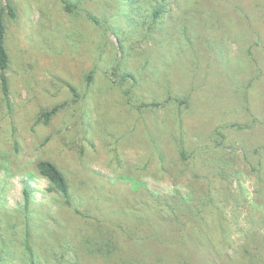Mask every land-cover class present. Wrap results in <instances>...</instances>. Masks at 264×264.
Returning <instances> with one entry per match:
<instances>
[{"label":"rangeland","instance_id":"374dc122","mask_svg":"<svg viewBox=\"0 0 264 264\" xmlns=\"http://www.w3.org/2000/svg\"><path fill=\"white\" fill-rule=\"evenodd\" d=\"M7 1L0 264H230L247 242L264 259V130H240L243 93L264 104V0Z\"/></svg>","mask_w":264,"mask_h":264},{"label":"trees","instance_id":"16d2710c","mask_svg":"<svg viewBox=\"0 0 264 264\" xmlns=\"http://www.w3.org/2000/svg\"><path fill=\"white\" fill-rule=\"evenodd\" d=\"M60 1L67 11H72L73 7H75L74 4H72L70 0H60ZM6 8L8 11V15L10 17H14L15 11L12 8L9 0L6 2ZM161 11H162L161 7L157 6L156 10L154 11V18H157L160 15ZM91 15L92 14L90 13L86 14L87 18H90L93 21L98 20L93 15L92 16ZM5 32H6V27H5L4 17H3L2 11H0V84H1L3 96L5 99H7L8 98V87H7V77L5 75V70L7 69L8 64H9V56H8V51H7L6 43H5ZM256 71L257 73L255 77L260 78L261 74L263 73V70L260 69L259 67L258 70ZM125 77L126 76H124L123 78ZM243 95H244V103H243L241 111H243L244 115H246L247 118L245 120H241L240 118V130L244 128L252 129L253 131L254 130L260 131L262 129L264 130V117L260 116L262 112L264 113V104L259 103L258 100L256 101L251 100L250 92L248 90H246L243 93ZM53 112H54L53 110L46 111V112H43L42 114L47 119L52 115ZM262 149H264L263 146H257L253 150L254 152L261 155ZM193 153L194 152L187 151L186 148L183 146V144L180 143L179 156L183 162L185 163L190 162L191 158L193 157ZM260 161L258 162V165L261 164ZM36 166H37L38 172L42 176L47 178V180L49 181L51 185L50 190H55V192L59 193L63 197L64 202L66 204H70L71 197H70L69 183L65 175L63 174V172L58 168V166L54 164L52 161L47 160V159L39 160ZM22 194H23L24 204L27 206L30 202V190L27 185L23 186ZM115 221L117 225H119L121 228L125 229L129 233H132L130 225L124 222H122L123 223L122 224L120 220H115ZM86 232H88L89 235L93 233L92 231H89V230H86ZM104 238L105 237H103V239H99V241H103L102 246H100L99 248H96V250L107 254V256H104V257L111 259V261H113L112 259H117V253H115V251L112 250V246H114V244L110 243L108 240L105 241ZM180 238L182 240L187 239L186 233L184 232L183 228H180ZM96 239H98V237ZM84 240L89 241V239L86 236ZM249 245L250 243L248 242L245 243L244 246H242L236 252V254L234 255L235 258L231 260L230 264H264V259L262 258V255L260 253L261 246H249ZM182 262H183L182 264H188L186 259H183Z\"/></svg>","mask_w":264,"mask_h":264}]
</instances>
